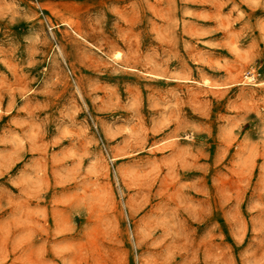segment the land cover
Masks as SVG:
<instances>
[{"label": "rangeland", "instance_id": "rangeland-1", "mask_svg": "<svg viewBox=\"0 0 264 264\" xmlns=\"http://www.w3.org/2000/svg\"><path fill=\"white\" fill-rule=\"evenodd\" d=\"M0 264H264V0H0Z\"/></svg>", "mask_w": 264, "mask_h": 264}]
</instances>
